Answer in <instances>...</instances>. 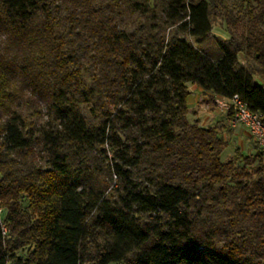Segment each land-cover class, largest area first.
I'll use <instances>...</instances> for the list:
<instances>
[{
	"label": "trees",
	"instance_id": "1",
	"mask_svg": "<svg viewBox=\"0 0 264 264\" xmlns=\"http://www.w3.org/2000/svg\"><path fill=\"white\" fill-rule=\"evenodd\" d=\"M243 4L0 0V264H264L262 151L188 119L197 84L264 120Z\"/></svg>",
	"mask_w": 264,
	"mask_h": 264
},
{
	"label": "built area",
	"instance_id": "2",
	"mask_svg": "<svg viewBox=\"0 0 264 264\" xmlns=\"http://www.w3.org/2000/svg\"><path fill=\"white\" fill-rule=\"evenodd\" d=\"M218 107L231 114L230 124L245 126L251 134L255 145L264 155V120L258 112L252 111L241 97L235 94L231 98L215 96ZM6 209L0 204V225L3 235L8 234Z\"/></svg>",
	"mask_w": 264,
	"mask_h": 264
},
{
	"label": "crops",
	"instance_id": "3",
	"mask_svg": "<svg viewBox=\"0 0 264 264\" xmlns=\"http://www.w3.org/2000/svg\"><path fill=\"white\" fill-rule=\"evenodd\" d=\"M190 94L188 97H192L194 101V105L191 109H189L188 113V119L189 115L191 114V119H189L191 122L198 120L199 124L202 126H207V122L202 123L201 117H209L210 115H206L207 113L212 114V118L214 117L217 119L216 125L214 127H217L219 132L225 131V129H228L231 131V128L234 129L231 132V137L236 138L239 142V148L242 151H246L248 154L252 153L255 150V142L249 133L248 129L243 125H237L235 127H232L230 125V119L231 115L230 113L222 110L220 107H213L211 109H199V106L201 102L206 98L207 95H211L210 92H205L202 87H200L197 84H189L188 85ZM203 114V115H202ZM223 121V122H222ZM226 121L229 123V127H226ZM212 122V121H210ZM209 123V122H208ZM222 134V133H221ZM222 136L228 141L225 134H222Z\"/></svg>",
	"mask_w": 264,
	"mask_h": 264
},
{
	"label": "rangeland",
	"instance_id": "4",
	"mask_svg": "<svg viewBox=\"0 0 264 264\" xmlns=\"http://www.w3.org/2000/svg\"><path fill=\"white\" fill-rule=\"evenodd\" d=\"M233 2H235L236 4H240L241 2H243V5H246V0H232ZM243 11V10H241ZM229 37L228 32L226 31V25L225 23L220 19V18H213L212 21V34L210 39L206 42L205 45H210V46H215L216 45V40L220 39V38H224L227 39ZM258 82H261V80L259 79V77H256ZM262 83V82H261ZM188 106L189 109H191L194 105V101L192 97H188ZM217 102L215 101V97L213 95H207L206 98L201 102L199 109H211L213 107H217ZM203 115V114H202ZM206 115H210L208 118L207 117H201V122H207V126H211L214 127L216 125V121L217 119H215L214 117L212 118V114L211 113H207ZM189 119H191V114L189 115ZM207 120V121H206ZM212 121V122H210ZM223 122V121H222ZM231 125V124H230ZM226 127H229V123L228 121H226ZM234 131V129L231 128V131ZM229 129L227 131V129H225V131H222V134H225V136L227 137V139L229 140V143L227 145V147L224 149L223 153H222V160L226 161L229 158L233 157L235 155V153L237 151H242L240 150L239 146V142L237 141L236 138L231 137V132ZM244 154H248L246 151H242ZM254 152V151H253ZM252 152V153H253ZM115 183V178H114V182Z\"/></svg>",
	"mask_w": 264,
	"mask_h": 264
}]
</instances>
